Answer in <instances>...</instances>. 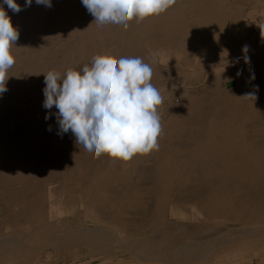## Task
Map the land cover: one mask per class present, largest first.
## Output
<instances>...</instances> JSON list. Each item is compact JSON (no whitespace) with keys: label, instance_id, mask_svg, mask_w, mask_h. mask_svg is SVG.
Returning a JSON list of instances; mask_svg holds the SVG:
<instances>
[{"label":"rangeland","instance_id":"obj_1","mask_svg":"<svg viewBox=\"0 0 264 264\" xmlns=\"http://www.w3.org/2000/svg\"><path fill=\"white\" fill-rule=\"evenodd\" d=\"M0 1L3 3V0H0ZM16 2L23 9L19 13H15L12 10L8 12L9 10L8 6L6 4L3 5L1 3L2 6L4 7V10L5 11L7 10L6 12L8 16L11 18L13 26L18 30L19 38L15 42V45H12V48H11L12 54L13 55L16 54L14 56L15 64L9 70L8 72L9 78L7 80L8 82L6 81L7 83L6 85H10L9 83L13 84L14 82L13 85L18 86L17 91L15 90L16 92H14L17 98L15 97V94H13V96L9 98L6 95V93L2 95L0 94V111H1V114H0V120H1L0 121V124H1L0 125V187L2 188V189L0 188V196H2V198L0 197V200H3L0 202V241L8 242L9 244V240H10L9 238L11 236L13 240L11 239L10 243H14L16 240H20L24 238L25 235H28L30 233L29 232L30 229L34 228L35 226H38L37 225L38 223L39 224L40 222L42 223V220H43V223L46 222V225L47 224L49 225L50 221L52 222V220L55 222V225L53 224L54 225L53 227L54 236L51 235L54 238L51 236L50 238H53V239L57 238L55 239L56 241L54 242L53 246H51L52 244L50 243H46L48 241L46 240L48 239L47 238L48 232L41 235L42 237L44 236V238L41 239L43 243L40 241H38L39 243H37L36 241L34 244V243L27 241V244L28 242L30 244L28 245L25 244V245L27 246V248L29 247L31 250L28 248L27 251L26 249L25 251L28 252V250H30L29 251L30 256L26 259L27 261H24V263L22 264H27V262L28 264H162L164 263V258L161 256H159V258L161 257V259L158 258L156 260L157 262L153 259H151L150 261V259H148V256L143 257L144 253L141 251L140 252L137 251L138 255L137 254L135 255V253H131L130 255L129 253L130 251L128 250L129 251L128 252L127 249H124V246L126 244L128 245L127 241L129 240H134V241H137L138 243L139 242L143 243L145 242V240L146 242H150L152 241V237L156 236V234L157 235H159V233L163 234L161 232L162 231L161 229L166 231L167 228L169 227L173 228V226H174L173 229L176 230V231L174 230L176 233L175 234L176 237L183 238V240H181L180 242V245L182 246L183 244L185 246V243H186L187 245L190 246V249H191V247L193 246V244L196 243V241H200V243L208 242V243L202 244L203 246L205 244V247L206 246L209 247V245L210 247L211 245L215 246L217 245V243L220 244L224 242L225 239H227L226 237H228L227 235L230 234L231 231L238 232L241 229L251 228L249 226L251 224H248V223L242 224V222L236 220V218L231 219L233 218V214L228 215L226 217L216 216L217 214L215 215L212 214L214 210L216 209V206L214 207L208 206V203L216 195H214L211 192H208V197L206 198L205 193H203L204 190L202 189H204L205 186L207 185L208 187L209 186L213 187V184L211 182L217 181V180L222 181V182H228L226 187H231L235 190V193H236L235 199L237 201L244 199V202H243L244 205L251 204L252 210L249 213L252 214L251 219L256 220V222L252 224H256L257 227L259 226V224L260 226L264 225V215L262 214V212L264 213V210L260 208L259 204L257 203L261 199H263L264 201V156H263L264 146H261V148L259 147L256 150H254L255 153H253L254 152L253 150L252 152L249 151L250 149L247 151V149L245 148V144H244L245 138H243L242 136L244 132H248L249 134H256L254 137H248V141H250V138L257 140V137H261L264 132V115H263L264 114V85H263L264 67L261 68V70L259 69V73L255 74L256 84L254 87L251 86V88H248L249 90H245L243 92L240 90V91H237V94L235 93L236 92L235 88L237 87L240 88L241 86L244 87V84H243L244 82L242 80L243 77H248V78L250 77L249 74L246 76V74L244 73V70L240 66L236 67L240 61H241L240 63H245L243 59L244 53L242 51L243 41L252 39L253 38L252 36L258 37V36H261L262 34H263L262 36H264V0H176V3L173 6H171L165 12L161 13V15L154 16L153 19L152 17L146 18L141 23H137V22L135 23L134 22L135 20L129 22L130 28L128 27L126 30L123 29L121 26L119 27V25H114V24H109V25L107 24V25L98 27L97 24L93 22L94 17L83 6L82 0H53V2L51 0V3H52L51 7H46L44 5H37L35 0H32V4L28 7H25L26 0H16ZM178 3L179 5H177ZM212 8H214L215 10ZM48 9L50 10L49 12H48ZM38 10L41 12H39ZM195 10H196V13H195ZM82 12H83V15H82ZM44 15L46 16V18ZM40 16L42 18H40ZM235 17L237 19H234ZM67 18H68V21L66 20ZM88 20L91 24L90 23L88 24L87 22ZM90 20H93V21H90ZM192 22L194 23L192 24ZM140 24L143 26H140ZM90 25L92 28L90 27ZM215 26H218L219 29L218 27H215ZM109 27H110V30H109ZM96 28L97 29L101 28V30L100 29L98 30L99 32H101V34L97 33ZM128 30H132V31H128ZM90 32H93V33H90ZM105 32L107 35L105 34ZM88 33L90 35H88ZM103 37H106L107 40L106 38H103ZM213 37L215 39L216 38L221 39L223 37L226 39L227 43L230 41L228 43V51L229 53L234 54V56L232 55L233 58L231 57V60L233 59L231 62V64L233 63L232 64L233 69L231 72V76L229 77V79L227 80V83L225 84L226 88H223V85L219 86V83L214 78L218 76L219 74L218 72H220L219 69L221 65L219 64L221 63L222 60L219 61V57H216L218 56V54H215L216 56H214V58H216L217 61L216 59H213V57L206 58L207 52L211 48V46H208L209 45L208 43L212 44L213 41L211 40H214V41L217 40V39L215 40ZM200 38L201 40H199ZM192 39L194 41H192ZM230 39L235 40V41H232ZM136 40H139V41L137 42ZM114 41L118 42V44L115 43ZM83 42L84 44L85 43L86 44L83 45ZM124 42L126 44H124ZM30 43L32 44V46ZM112 45L114 48L112 47ZM163 45L165 47H163ZM37 47L40 50L37 49ZM70 47H72L73 49ZM203 49H205L204 52H203ZM30 52L33 54L35 53L34 60L38 57L36 60L37 63L36 62L35 64L31 63V58L29 56L31 55ZM99 52H102L103 54ZM36 54H38V56ZM86 54L88 55L85 57ZM105 54L113 55L116 57H140V58H143L146 63H149L151 67L153 68V77H152L151 83L160 90L161 95L163 97V103L160 106H158V113L161 117L160 122L162 126V132L160 136L158 137L157 142L160 143V145L163 142L168 143L170 147L169 151H172L171 155L166 156V154H159L158 149L160 147H158V149H154L147 154H137L136 157L134 156L133 159L135 160L133 164L132 162H130V161H133V159H130L128 161H123V160L112 158L113 159L112 161L108 155L106 156L108 160H106V157H105L106 154L101 155L102 157L100 158H96L92 156L94 154H90L88 152L86 153V151L82 147L80 148L75 143L76 138L72 134L71 131L67 133H62L60 131L59 124L57 122V117L55 115V113L57 112V109L55 107H53L51 110L43 107V102L45 99L43 89L46 86L44 82V74H46L48 71H56V72L61 73V75H63L69 69L79 70V68L81 69L84 65L90 66L92 58L94 56L105 55ZM200 54L201 56L203 55V57H200ZM256 54H257V49L253 47L248 50L247 56L249 57L251 61L255 58ZM21 59L23 60L22 63H20ZM67 59H69L70 61L64 65L63 62H65ZM207 59L208 60L210 59V60L208 61ZM191 60L192 62L194 60L193 62L194 65L191 62ZM207 64H209L210 66ZM200 72L201 73L203 72V73L201 74ZM238 72H240V75L237 74ZM25 73L28 74L27 77H26L27 74ZM197 76H199L200 78L199 77L197 78ZM260 83H261V88H260ZM210 84H212L211 87H210ZM23 89L25 90L23 91ZM215 90H216V93L219 90L221 91V93L223 92L221 96V98L223 99L221 100L222 105L214 106V108L223 107V110L221 111L223 113H227L228 112L227 110L230 108H234L237 111V113L235 114V121L233 123L228 124V123L222 122L221 125L219 126V128L224 129V133H226L223 136L216 137L215 138L216 143H213L215 146L217 145V147H220L223 145V150L219 155L213 151L215 150L214 149L215 146L214 148H209V144H210L209 138H207L208 135L204 133L205 130H207V127H205L206 123H204L203 120H205V117L208 114L207 111L203 109V113L202 111L197 112L200 110L201 103L202 105H204L205 98H209L210 94H212V92H214ZM231 93H235V96L232 97ZM249 93H253L256 98L254 99L252 97H245ZM22 94H24L23 95L24 97L21 96ZM35 94L36 96H34ZM229 98L231 99L229 100ZM194 104L196 105L194 106ZM188 113L190 115H193V117L191 119L192 120L191 122L186 123L188 117H185V116H187ZM25 116H27L28 118ZM46 116L48 117L47 119H46ZM203 116H204V119H203ZM19 117L22 120H20ZM43 117L45 119H43ZM197 117H199L198 123L196 122ZM16 118L18 120H16ZM172 122H173V125H172ZM42 123L43 125H41ZM49 126H54L56 128L57 133L53 135L48 134L50 132ZM171 126H174V127H171ZM188 131L190 133V136L188 135L186 137L185 135H186V132ZM176 132L178 135L176 134ZM173 134L174 135L176 134V135L174 136ZM261 139L264 140V137H261ZM38 141H42V142H38ZM58 142H59V146H62V145L63 146L55 147L54 144L56 143L58 145ZM205 142H206L207 151H203L204 147L202 146V144L204 143V146H205ZM178 144H181V145H178ZM53 147L54 149H52ZM58 150L60 152H58ZM74 153H78L80 156H82L83 161L80 160L79 155L78 157H76L77 161L75 157L72 158ZM42 154L44 155V157ZM229 156L230 158H234V161H238V163L235 164V166H237L234 169L235 173L232 174L231 176H228L226 174V171H228V167L230 164L229 163L230 159L229 160L227 159ZM101 158H104L105 160L102 162L103 159ZM88 159L90 160L88 161ZM70 160L74 161L72 165L71 166H69V164L66 165L68 161L69 163L71 162ZM40 161L43 163H41ZM88 162L89 164L87 165ZM101 163L102 164L104 163L103 165L104 169H103V166H101L102 165ZM161 166H170V167L168 169H164L165 170L164 171L163 169H161ZM207 166L208 168H206ZM215 166H218L219 170H215L213 168ZM200 167H204L203 170L205 171H201ZM124 170L126 171L128 170V171L126 172ZM147 170L148 171L150 170V171L147 172ZM78 171L81 173H79ZM123 173L126 175V177ZM70 175H71V178H70ZM78 175H80V177ZM87 177L91 180H89ZM108 177L112 178L111 179L112 182L106 186L107 188L108 187L109 188L104 189L100 184H98L99 186H97V188L98 189L101 188V190L108 191V192L99 193V195L103 196V198L108 197L111 193L113 195H116L113 197L114 199L112 198V201H110L111 199L109 198H107L106 200L104 199L105 201L103 200L104 201L103 206L105 207L107 211H109L107 213L108 214L110 213L109 215L113 214V216L111 217H114V218L110 217L111 220H109L107 216H103V217L100 215L98 216V214L94 210L92 211V209H88L90 200H87L86 197L83 196L84 194L87 193L86 191H88L90 188H92L93 190L96 182L98 181L106 182V179ZM114 178L116 179L117 182L114 180ZM35 179H37L36 182H35ZM149 179L150 181H148ZM108 181L109 180H107V182ZM202 184H205V186H202ZM42 186H45V187H42ZM79 186L81 187L79 188ZM110 186L114 188V191H113V188H110ZM20 187L21 188L23 187V188L21 189ZM197 187L199 188L197 189ZM44 188L47 190H45ZM182 188H184L183 191H181ZM185 188H187L186 191H185ZM82 192H86V193L81 195ZM132 192H133V195H132ZM127 195L129 197H127ZM38 196H39V199H38ZM68 196H70V198ZM117 196H119V198ZM124 196L126 198H124ZM184 196H188V197H184ZM199 197H201L202 200H200ZM103 198L100 197L99 200ZM41 199L43 200V202ZM184 200L186 203L183 202ZM127 201L128 202L130 201V202L128 203ZM131 202L133 203V205L131 204ZM138 205H141V206H138ZM171 205L173 206L171 207ZM73 206H75L74 209H73ZM70 207H72V211ZM11 208H12V211H11ZM51 209L53 210L51 214L53 215L56 214V216H52L50 214V212L52 211ZM49 210L51 211L49 212ZM188 210L190 213L188 212ZM48 212L50 214V217H49ZM61 213H63L65 217ZM59 214L61 215L58 216ZM45 215L47 217H45ZM158 215L159 217H157ZM105 217H107V220L105 219ZM140 219L141 220L143 219L144 221L142 220L140 222ZM48 220L50 221L47 222ZM114 220H119V221L124 220L127 223H125L123 226L122 225L117 226L116 224L113 223ZM148 220L150 221L148 222ZM56 221L57 222L62 221V222L61 224L58 222V225H57ZM138 221L140 223L137 224ZM135 222L137 225L135 224ZM9 224L11 225L9 226ZM42 224H40L39 226H42ZM56 225L57 227L55 228ZM59 225L62 226L61 229L58 228ZM94 226L100 229H95ZM118 227H120V229ZM200 227L202 228L201 229L202 232L198 230L200 229ZM151 228H154V229H151ZM192 228L193 229L196 228V231L198 230L197 232L199 233L201 232L200 234L198 233V236L196 235L198 238L195 237V239L197 240H194V237L192 239L191 238L192 236L190 237V235H192L191 233L190 235L187 236V234H189V232L193 230ZM80 229H84L86 233L91 234V235L95 233L94 235L97 237H95L94 235L93 236L89 235V237H93L92 239L90 238L93 241L98 240L97 238L100 237L98 236V234H101L102 230L103 232L106 231L105 232L106 234L104 233L102 234H104L105 236L107 235L109 236H107L108 241L106 245L103 247L104 249L106 247L107 250L105 249V252L107 251L106 252L107 254L110 252L109 254L111 255H107L105 253L103 254L104 251H101V250H104V249L102 248H100L101 250L98 248L97 249L91 248V250L93 249V251L90 252V248L85 247L86 243H82L79 241L80 244H78V240H75V239L73 240L72 236L68 235V234H72L73 231L80 230ZM138 230L140 232H138ZM18 233H20L21 235ZM118 233L121 235H118ZM152 233H154L155 235H153ZM73 235L76 236L77 234L75 233ZM123 235L127 236L128 238L127 237L122 238ZM68 236H70L72 239L71 238L68 239ZM86 238H88V236H86ZM110 239H112V241ZM67 240L69 241L67 242ZM124 240L126 244L124 243V246H123ZM36 243L37 245L39 244L38 247H36ZM75 243H77V245ZM151 243L153 244V241L150 242V244ZM263 244H264V237L251 239L248 241L245 240V241H242L241 243H238L237 245L233 244L225 248L224 247L221 249L218 248V251L214 249L212 251H214L215 253H211L209 255L207 254L206 256L208 257H204L205 260L203 261L204 262L206 261L205 264H212V263L213 264H223V263L238 264L237 262H242V264H264V260H263L264 259V245ZM33 245L35 247L31 248L33 247ZM202 245L200 246L203 247ZM39 246L40 247L42 246V247L40 248ZM257 254H258V257H257ZM103 255H106V256L104 257ZM31 256L33 258H31ZM8 259L9 261L13 259V255L10 256ZM159 261H161V263ZM174 261H176L175 258H174ZM174 261H173V264H178ZM204 262H201V263L203 264Z\"/></svg>","mask_w":264,"mask_h":264},{"label":"clouds","instance_id":"obj_2","mask_svg":"<svg viewBox=\"0 0 264 264\" xmlns=\"http://www.w3.org/2000/svg\"><path fill=\"white\" fill-rule=\"evenodd\" d=\"M35 2L52 6L51 0ZM175 3L176 0H82L98 27L114 24L125 30L129 22L141 23L158 16ZM3 4L15 13L23 10L16 0H3ZM31 4L32 0H26L25 7ZM18 38V30L0 5V94L7 91L8 72L15 64L11 48ZM242 51L247 64L248 46ZM152 77L153 68L143 58L96 55L90 66L80 70L44 74L43 107L57 109L60 131H71L75 143L86 152L96 158L106 154L128 161L159 147L162 126L158 106L163 97L151 83ZM251 78L255 79L254 73ZM245 97L256 98L253 93Z\"/></svg>","mask_w":264,"mask_h":264},{"label":"bare ground","instance_id":"obj_3","mask_svg":"<svg viewBox=\"0 0 264 264\" xmlns=\"http://www.w3.org/2000/svg\"><path fill=\"white\" fill-rule=\"evenodd\" d=\"M1 2V1H0ZM52 2H53V0H52ZM2 3V2H1ZM0 3V5H2ZM17 3V2H16ZM182 4V3H181ZM4 5V4H3ZM24 5V4H23ZM177 5H179V3L177 4ZM176 5V6H177ZM214 5V4H213ZM212 5V6H213ZM221 5V4H220ZM59 6V5H58ZM65 6V5H64ZM37 7V6H36ZM44 7V6H43ZM66 7V6H65ZM183 7V6H182ZM182 7H181V9H182ZM45 8V7H44ZM177 8H179V7H177ZM30 9V8H29ZM80 9V8H79ZM212 9H214V8H212ZM11 9H9L8 10V12L10 11ZM32 10H33V8H32ZM42 10V9H41ZM215 10V9H214ZM7 11V10H6ZM28 11V10H27ZM39 11V10H38ZM50 10L48 9V12H49ZM57 11H59V10H57ZM218 11V10H217ZM24 12V11H23ZM39 12H41V11H39ZM54 12V11H53ZM61 12V11H60ZM212 12H213V10H212ZM35 13H36V11H35ZM65 13V12H64ZM195 13H196V10H195ZM224 13V12H223ZM39 14V13H38ZM63 14V13H62ZM81 14V13H80ZM48 15V14H47ZM58 15V14H57ZM57 15H55V16H57ZM66 15V14H65ZM64 15V16H65ZM72 15V14H71ZM76 15H78V14H76ZM82 15H83V12H82ZM88 15V14H87ZM161 15V14H160ZM234 15V14H233ZM232 15V16H233ZM45 16V15H44ZM91 16V15H90ZM196 16H198V15H196ZM204 16V15H203ZM222 16V15H221ZM37 17V16H36ZM62 17V16H61ZM86 17V16H85ZM25 18V17H24ZM40 18H42L41 16H40ZM45 18H46V16H45ZM57 18V17H56ZM66 18V17H65ZM65 18H63V19H65ZM87 18V17H86ZM90 18V17H89ZM159 18V17H158ZM201 18H202V16H201ZM37 19V18H36ZM35 19V20H36ZM60 19V18H59ZM62 19V18H61ZM152 19H153V17H152ZM234 19H237L236 17L234 18ZM41 20V19H40ZM58 20V19H57ZM67 21H68V18L66 19ZM201 20V19H200ZM199 20V21H200ZM25 21V20H24ZM31 21V20H30ZM30 21H29V23H30ZM55 21V20H54ZM82 21H84V20H82ZM90 21H93V20H90ZM35 22V21H34ZM75 22V21H74ZM88 22V24L90 23L89 22V20L87 21ZM135 23H136V21H134ZM155 22V21H154ZM191 22V21H190ZM238 22V21H237ZM51 23V22H50ZM62 23V22H61ZM72 23V22H71ZM80 23V22H79ZM86 23V22H85ZM150 23V22H149ZM153 23V22H152ZM162 23H164V22H162ZM194 22H192V24H193ZM201 23V22H200ZM43 24V23H42ZM49 24V23H48ZM56 24V23H55ZM59 24H60V22H59ZM91 24V23H90ZM134 24V23H133ZM132 24V25H133ZM151 24V23H150ZM199 24V23H198ZM202 24V23H201ZM38 25V24H37ZM47 25V24H46ZM52 25V24H51ZM70 25V24H69ZM76 25V24H75ZM74 25V26H75ZM109 25V24H108ZM148 25V24H147ZM146 25V26H147ZM194 25H196V24H194ZM233 25H235V24H233ZM30 26V25H29ZM77 26V25H76ZM114 26V25H113ZM140 26H143V25H141L140 24ZM197 26H199V25H197ZM207 26V25H206ZM37 27V26H36ZM90 27H91V25H90ZM89 27V28H90ZM120 27V26H119ZM134 27V26H133ZM144 27H145V25H144ZM194 27V26H193ZM196 27V26H195ZM215 27H218V26H215ZM214 27V28H215ZM32 28H34V27H32ZM71 28V27H70ZM85 28H86V26H85ZM92 28V27H91ZM130 28V27H129ZM136 28V27H135ZM188 28H190V27H188ZM199 28V27H198ZM209 28V27H208ZM207 28V29H208ZM211 28V27H210ZM31 29V28H30ZM49 29V28H48ZM97 29V28H96ZM101 30V28H98L96 31H97V33L98 34H101V32H99L98 30ZM112 29H114V28H112ZM111 29V30H112ZM116 29V28H115ZM206 29V30H207ZM218 29H219V27H218ZM51 30H53V29H51ZM56 30V29H55ZM54 30V31H55ZM74 30V29H73ZM72 30V31H73ZM84 30V29H83ZM109 30H110V27H109ZM123 30V29H122ZM139 30V29H138ZM141 30V29H140ZM191 30V29H190ZM197 30H199V29H197ZM204 30H205V28H204ZM34 31H36V30H34ZM39 31V30H38ZM75 31V30H74ZM93 31V30H92ZM116 31H118V30H116ZM128 31H132V30H128ZM217 31V30H216ZM40 32V31H39ZM109 32V31H108ZM139 32V31H138ZM146 32V31H145ZM207 32V31H206ZM218 32V31H217ZM259 32V31H258ZM34 33V32H33ZM53 33V32H52ZM72 33H74V32H72ZM90 33H93V32H90ZM137 33V32H136ZM195 33V32H194ZM211 33V32H210ZM209 33V34H210ZM215 33V32H214ZM214 33H213V35H214ZM224 33V32H223ZM40 34V33H39ZM96 34V33H95ZM105 34H106V32H105ZM117 34V33H116ZM128 34V33H127ZM139 34V33H138ZM143 34H144V32H143ZM199 34V33H198ZM208 34V35H209ZM226 34V33H225ZM73 35V34H72ZM88 35H90L89 33H88ZM94 35V34H93ZM107 35V34H106ZM129 35V34H128ZM201 35V34H200ZM206 35V34H205ZM227 35V34H226ZM263 35V34H262ZM258 36V37H254V36H252L253 38L252 39H249V40H246V41H243V43H242V48L245 46V45H247L248 46V50L250 49V48H253V47H255L256 49H257V54H256V56H255V58L253 59V60H251L249 63H240L239 62V64H237V66L236 67H238V66H240L243 70H244V73L246 74V76L249 74L250 75V77L248 78V77H243V84H244V87L243 86H241L240 88H235L236 89V94H237V91H245V90H249L248 88H251V86H255V79H252L251 78V76H252V74L254 73V75L255 74H257V73H259V69L261 70V68H263L264 67V36ZM66 36V35H65ZM97 36V35H96ZM131 36H132V34H131ZM136 36H137V34H136ZM193 36V35H192ZM192 36H190V37H192ZM221 36V35H220ZM225 36V35H224ZM223 36V37H224ZM72 37V36H71ZM84 37V36H83ZM92 37V36H91ZM100 37V36H99ZM134 37V36H133ZM139 37V36H138ZM138 37H137V39H138ZM204 37V36H203ZM217 37V36H216ZM219 38V39H215L214 37V39L216 40V41H214V40H211V41H213L212 42V44H210V43H208L209 45L208 46H211V48H210V50L207 52V55H206V58L207 57H213V59H216V58H214V56H216L215 54H218V56H216V57H219V61L220 60H222L221 61V63L219 64V65H221L220 66V72H218L219 74H218V76H216V77H214L216 80H217V82L219 83V86H222L223 85V88H226L225 87V84L227 83V80L229 79V77L231 76V72H232V64H231V62H232V60H231V57L233 58V56H234V54H231V53H229V51H228V43L230 42H228L227 43V41H226V39L225 38ZM234 37V36H233ZM244 37V36H243ZM32 38H33V36H32ZM103 38H106V37H103ZM199 38V37H198ZM210 38V37H209ZM212 38V37H211ZM230 38V37H229ZM26 39V38H25ZM69 39V38H68ZM67 39V40H68ZM124 39V38H123ZM158 39V38H157ZM194 39V38H193ZM192 39V41H194ZM61 40V39H60ZM74 40V39H73ZM102 40V39H101ZM105 40V39H104ZM106 40H107V38H106ZM110 40V39H109ZM149 40V39H148ZM199 40H201V38L199 39ZM203 40V39H202ZM207 40V39H206ZM230 40H232V39H230ZM66 41V40H65ZM93 41V40H92ZM137 42L139 41V40H136ZM147 41V40H146ZM232 41H235V40H232ZM237 41V40H236ZM37 42V41H36ZM39 42V41H38ZM74 42H76V41H74ZM82 42V41H81ZM115 42V41H114ZM126 42H128V41H126ZM191 42V41H190ZM202 42V41H201ZM207 42V41H206ZM209 42H210V40H209ZM102 43V42H101ZM115 43H117L118 44V42H115ZM146 43V42H145ZM237 43H239V42H237ZM236 43V44H237ZM31 44V43H30ZM29 44V45H30ZM40 44V43H39ZM62 44V43H61ZM86 44V43H85ZM84 44V42H83V45H85ZM95 44V43H94ZM98 44V43H97ZM104 44V43H103ZM111 44V43H110ZM120 44V43H119ZM124 44H126L125 42H124ZM193 44V43H192ZM244 44V45H243ZM67 45V44H66ZM121 45V44H120ZM165 45V44H164ZM163 45V47H165ZM31 46H32V44H31ZM71 46V45H70ZM73 46H74V44H73ZM77 46V45H76ZM80 46V45H79ZM92 46H93V44H92ZM92 46H90V47H92ZM162 46V45H161ZM199 46V45H198ZM207 46V47H208ZM57 47H58V45H57ZM63 47V46H62ZM85 47V46H84ZM95 47H97V46H95ZM112 47H113V45H112ZM162 47V48H163ZM31 48V47H30ZM35 48V47H34ZM70 48H72V47H70ZM76 48V47H75ZM114 48V47H113ZM204 48V47H203ZM37 49H39L38 47H37ZM73 49V48H72ZM108 49V48H107ZM195 49V48H194ZM202 49V48H201ZM40 50V49H39ZM62 50V49H61ZM98 50V49H97ZM196 50V49H195ZM204 50L205 49H203V52H204ZM28 51V50H27ZM37 51V50H36ZM83 51V50H82ZM162 51V50H161ZM202 51V50H201ZM200 51V52H201ZM33 52V51H32ZM34 52H35V50H34ZM78 52V51H77ZM102 52H104V51H102ZM102 52H99V53H102ZM166 52V51H165ZM169 52V51H168ZM184 52V51H183ZM187 52V51H186ZM199 52V53H200ZM202 52V53H203ZM28 53V52H27ZM31 53V52H30ZM37 53H39V52H37ZM61 53V52H60ZM82 53V52H81ZM106 53V52H105ZM248 53V52H247ZM24 54H25V52H24ZM35 54V53H34ZM34 54L33 53H31V55H29L30 56V58H31V63L32 64H35V62H36V60H37V58L34 60ZM73 54H74V52H73ZM103 54V53H102ZM167 54V53H166ZM206 54V53H205ZM16 55V54H15ZM15 55H13V56H15ZM21 55V54H20ZM37 56H38V54H36ZM88 54H86L85 55V57L87 56ZM90 55V54H89ZM116 55V54H115ZM233 55V56H232ZM241 55V54H240ZM24 56V55H23ZM66 56V55H65ZM78 56H80V55H78ZM198 56V55H197ZM17 57V56H16ZM72 57V56H71ZM76 57V56H75ZM164 57V56H163ZM170 57V56H169ZM179 57V56H178ZM180 57H181V55H180ZM200 57H203V55L201 56V54H200ZM199 57V58H200ZM198 58V59H199ZM177 59V58H176ZM195 59V58H194ZM28 60V59H27ZM74 60V59H73ZM208 60V59H207ZM206 60V61H207ZM210 60V59H209ZM208 60V61H209ZM22 59L20 60V63H22ZM65 61V60H64ZM70 60L69 59H67L65 62H63L64 63V65L65 64H67L68 62H69ZM216 61H217V59H216ZM243 61V60H242ZM191 62H192V60H191ZM193 62H194V60H193ZM192 62V63H193ZM37 63V62H36ZM181 63V62H180ZM198 63V62H197ZM206 63V62H205ZM209 63V62H208ZM219 63V62H218ZM73 64V63H72ZM211 64H212V62H211ZM193 65H194V63H193ZM197 65H199V64H197ZM207 65H209V64H207ZM18 66V65H17ZM20 66V65H19ZM196 66V65H195ZM210 66V65H209ZM234 66V67H235ZM205 67V66H204ZM217 67V66H216ZM223 67V68H222ZM19 69V68H18ZM205 69V68H204ZM203 69V70H204ZM79 70H80V68H79ZM183 70V69H182ZM44 71V70H43ZM218 71V70H217ZM174 72V71H173ZM172 72V73H173ZM21 73V72H20ZM171 73V74H172ZM175 73H176V71H175ZM199 73V72H198ZM197 73V74H198ZM201 73V72H200ZM203 73V72H202ZM201 73V74H202ZM15 74V73H14ZM22 74V73H21ZM25 74H27V73H25ZM40 74V73H39ZM193 75V74H192ZM200 75V74H199ZM28 76V74L26 75V77ZM35 76V75H34ZM256 76V75H255ZM23 77H24V75H23ZM172 77V76H171ZM199 76H197V78H198ZM210 77V76H209ZM242 77V76H241ZM240 77V78H241ZM200 78V77H199ZM213 78V79H214ZM256 78V77H255ZM14 79V78H13ZM27 79V78H26ZM10 80V79H9ZM16 80V79H15ZM22 80V79H21ZM29 80V79H28ZM33 80V79H32ZM37 80V79H36ZM30 81V80H29ZM8 82V81H7ZM16 82V81H15ZM32 82V81H31ZM7 84V83H6ZM10 85H6V88H7V91L6 92H4V93H2V94H5L6 93V95L8 96V98L9 97H11V96H13V94H15L14 92H16L17 91V88H18V86H16V85H13L14 84V82H13V84H11V83H9ZM213 84V83H212ZM212 84H210V87H211V85ZM217 84V83H216ZM241 85V84H240ZM263 85H264V83H263ZM21 86V85H20ZM209 87V88H210ZM214 88V87H213ZM260 88H261V83H260ZM29 89V88H28ZM33 89H35V88H33ZM211 89V88H210ZM16 90V91H15ZM25 89H23V91H24ZM30 90V89H29ZM28 90V91H29ZM262 90V89H261ZM22 91V92H23ZM27 91V92H28ZM38 91V90H37ZM250 91H251V89H250ZM210 92V91H209ZM229 92V91H228ZM232 92V91H231ZM18 93V92H17ZM32 93H33V91H32ZM39 93V92H38ZM206 93V92H205ZM223 93V92H222ZM222 93H221V91L219 90L217 93H216V90L214 91V92H212V94H210V97L209 98H205V102H204V105H202V103H201V105H200V110H199V108H198V110L199 111H197V112H200V111H202V113H203V109H205L206 111H207V116L205 117V120H203V122L204 123H206V126L205 127H207V130H205V132L204 133H206V135H208V137L207 138H209V148H214V144L213 143H216V141H215V138L216 137H218V136H223L224 134H226V133H224V129H220L219 128V126L221 125V123L223 122H225V123H228V124H231V123H233L234 121H235V114L237 113V111H236V109H234V108H230V109H226L227 111V113H223V112H221L222 110H223V107H221V108H219V107H217V108H214V106H219V105H222V103H221V100L223 99V98H221V96H222ZM235 93H231V96L232 97H234L235 96ZM1 94V95H2ZM37 94V93H36ZM36 94L34 95V96H36ZM229 94V93H228ZM24 94H22L21 96H23ZM30 95H32V94H30ZM7 96H6V98H7ZM207 96V95H206ZM5 97V96H4ZM15 97H16V94H15ZM24 97V96H23ZM28 97V96H27ZM42 97V96H41ZM230 97V96H229ZM17 98V97H16ZM203 98V97H202ZM238 98V97H237ZM35 99V98H34ZM43 99H44V97H43ZM185 99V98H184ZM231 98H229V100H230ZM245 99V98H244ZM187 100V99H186ZM203 100V99H202ZM201 100V101H202ZM8 101H10V100H8ZM255 101V100H254ZM253 101V102H254ZM29 102V101H28ZM33 102V101H32ZM43 102V101H42ZM184 102H185V100H184ZM236 102V101H235ZM2 103V102H1ZM23 103V102H22ZM183 103V102H182ZM190 103V102H189ZM195 103V102H194ZM20 104H21V102H20ZM26 104V103H25ZM181 104V103H180ZM231 104V103H230ZM255 104V103H254ZM16 105V104H15ZM40 105V104H39ZM196 104H194V106H195ZM37 106V105H36ZM41 106V105H40ZM188 106V105H187ZM27 107V106H26ZM42 107V106H41ZM14 110V109H13ZM194 110V109H193ZM235 111V112H234ZM261 111H262V109H261ZM20 112V111H19ZM26 112V111H25ZM43 112V111H42ZM180 112V111H179ZM196 112V113H197ZM234 112V113H233ZM15 113V112H14ZM17 113H18V111H17ZM22 113V112H21ZM37 113V112H36ZM45 113V112H44ZM55 113V112H54ZM176 113H177V111H176ZM187 113V112H186ZM260 113V112H259ZM0 114H1V111H0ZM26 114V113H25ZM194 114V113H193ZM201 114V113H200ZM247 114V113H246ZM251 114V113H250ZM253 114V113H252ZM255 114V113H254ZM258 114V113H257ZM16 115V114H15ZM55 115H56V113H55ZM248 115V114H247ZM264 115V114H263ZM198 116V115H197ZM256 116V115H255ZM262 116V115H261ZM25 117H27V116H25ZM185 117H188L187 118V121H186V123L187 122H191L192 120V117H193V115H190L189 113H188V115L187 116H185ZM249 117V116H248ZM254 117V116H253ZM252 117V118H253ZM260 117V116H259ZM263 117V116H262ZM28 118V117H27ZM55 118V117H54ZM255 118V117H254ZM19 119H20V117H19ZM25 119V118H24ZM43 119H45L44 117H43ZM174 119V118H173ZM203 119H204V116H203ZM16 120H18L17 118H16ZM20 120H22V119H20ZM40 120V119H39ZM171 120V119H170ZM244 120V119H243ZM1 121V120H0ZM172 121V120H171ZM29 122H31V121H29ZM45 122V121H44ZM169 122V121H168ZM196 122L198 123L199 122V117H197V119H196ZM253 122V121H252ZM2 123V122H1ZM185 123V124H186ZM202 123V122H201ZM26 124V123H25ZM51 124V123H50ZM168 124V123H167ZM166 124V125H167ZM1 125V124H0ZM7 125V124H6ZM41 125H43V123L41 124ZM162 125H164V124H162ZM172 125H173V122H172ZM179 125V124H178ZM183 125V124H182ZM3 126V125H2ZM38 126V125H37ZM48 126V125H47ZM200 126H201V124H200ZM171 127H174V126H171ZM49 128L51 129L50 130V132L48 133V134H51V135H53V134H56L57 133V131H56V128L54 127V126H49ZM198 128V127H197ZM33 129V128H32ZM41 129V128H40ZM166 129V128H165ZM178 129V128H177ZM181 129V128H180ZM184 129V128H183ZM187 129V128H186ZM2 130V129H1ZM27 130V129H26ZM168 130V129H167ZM182 130V129H181ZM185 130V129H184ZM191 130V129H190ZM194 130V129H193ZM19 131V130H18ZM40 131V130H39ZM164 131V130H163ZM200 131H201V129H200ZM199 131V132H200ZM203 131V130H202ZM2 132V131H1ZM10 132H12V131H10ZM196 132V131H195ZM15 133V132H14ZM17 133V132H16ZM28 133V132H27ZM164 133V132H163ZM34 134H36V133H34ZM176 134H177V132H176ZM175 134V135H176ZM38 135V134H37ZM44 135V134H43ZM61 135V134H60ZM174 135V134H173ZM174 135V136H175ZM178 135V134H177ZM190 136V133H189V131L188 132H186V137L187 136ZM199 135V134H198ZM256 134H249L248 132H244L243 134H242V136H243V138H245V142H244V144H245V148L247 149V151L249 150V151H251L252 152V150L254 151V150H256L257 148H261V146H264V140H262L261 139V137H264V132H263V134H262V136L261 137H257V140H255V139H251L250 138V141H248V137H254ZM24 136V135H23ZM32 136V135H31ZM183 136V135H182ZM197 136V135H196ZM195 136V137H196ZM19 137H20V135H19ZM60 137V136H59ZM177 137V136H176ZM180 137V136H179ZM33 138V137H32ZM37 138V137H36ZM49 138V137H48ZM193 138V137H192ZM197 138V137H196ZM21 139V138H20ZM30 139V138H29ZM58 139V138H57ZM59 140V139H58ZM43 141V140H42ZM42 141H38V142H42ZM161 141H162V139H161ZM190 141V140H189ZM24 142V141H23ZM52 142V141H51ZM50 142V143H51ZM55 142V141H54ZM169 142V141H168ZM171 142V141H170ZM185 142H187V141H185ZM196 142V141H195ZM212 142V143H211ZM29 143V142H28ZM49 144V143H48ZM61 144V143H60ZM159 144V149H158V153L159 154H166V156L167 155H171V153H172V151H169V149H170V147H169V144L168 143H162L161 145H160V143H158ZM187 144V143H186ZM27 145V144H26ZM43 145V144H42ZM46 145V144H45ZM52 145V144H51ZM55 145V147L57 146H59V142H58V145L55 143L54 144ZM178 145H181V144H178ZM28 146V145H27ZM63 146V145H62ZM62 146H59V147H62ZM75 146V145H74ZM192 146V145H191ZM202 146L204 147V150L203 151H207L206 150V142H205V146H204V143L202 144ZM36 147V146H35ZM71 147V146H70ZM78 147V146H77ZM177 148V147H176ZM38 149V148H37ZM50 149V148H49ZM52 149H54V147L52 148ZM60 149V148H59ZM62 149V148H61ZM64 149V148H63ZM215 150H213L215 153H217L218 155L222 152V150H223V145L222 146H220V147H217V145L215 146V148H214ZM42 150V149H41ZM69 150V149H68ZM82 150V149H81ZM172 150V149H171ZM178 150V149H177ZM184 150V149H183ZM186 150V149H185ZM62 151V150H61ZM70 151V150H69ZM182 151V150H181ZM246 151V150H245ZM29 152V151H28ZM39 152V151H38ZM42 152V151H41ZM46 152H47V150H46ZM50 152V151H49ZM58 152H60L59 150H58ZM183 152V151H182ZM181 152V153H182ZM229 152V151H228ZM250 152V153H251ZM55 153V152H54ZM87 153V152H86ZM175 153H176V151H175ZM174 153V154H175ZM178 153H180V152H178ZM188 153V152H187ZM253 153H255V151L253 152ZM261 153V152H260ZM262 154H263V152H262ZM43 155V154H42ZM75 155V156H74ZM74 155L72 156V158H74L75 157V159H76V161H77V158L76 157H78V153H74ZM82 155H84V154H82ZM103 155V154H102ZM105 155V154H104ZM157 155V154H156ZM41 156V155H40ZM68 156V155H67ZM92 156H94V155H92ZM107 155H105V157H106ZM263 156H264V154H263ZM42 157V156H41ZM43 157H44V155H43ZM48 157V156H47ZM65 157V156H64ZM63 157V158H64ZM69 157V156H68ZM79 157H80V160L81 161H83L82 160V156H80L79 155ZM100 157H102V156H100ZM99 157V158H100ZM135 157H136V155H135ZM157 157V156H156ZM54 158V157H53ZM91 158V157H90ZM93 158V157H92ZM40 159V158H39ZM48 159V158H47ZM67 159V158H66ZM70 159V158H69ZM75 159H73V160H75ZM101 159H103L102 160V162L105 160L104 158H101ZM112 161H113V159L112 158H110ZM133 159V158H132ZM139 159V158H138ZM148 159V158H147ZM172 159V158H171ZM230 162V164H229V167H228V171H226V174L228 175V176H231L232 174H234L235 173V171H234V169L237 167V166H235V164L236 163H238V161H234V158H230V156L227 158ZM90 159H88V161H89ZM106 160H108L107 159V157H106ZM134 160L135 159H133V161H130V162H132V164H133V162H134ZM142 160V159H141ZM160 160V159H159ZM238 160V159H237ZM41 161H42V159H41ZM40 161V162H41ZM50 161V160H49ZM67 161V160H66ZM71 162L69 163V161L66 163V165H68L69 164V166H71L72 165V163L74 162V161H72V160H70ZM110 161V160H109ZM161 161V160H160ZM47 162V161H46ZM111 162V161H110ZM146 162V161H145ZM156 162V161H155ZM41 163H43V162H41ZM48 163V162H47ZM51 163V162H50ZM112 163V162H111ZM115 163V162H114ZM61 164H63V163H61ZM85 164V163H84ZM89 164V162L87 163V165ZM102 164V163H101ZM107 164H109V163H107ZM106 164V165H107ZM216 164V163H215ZM218 164V163H217ZM65 165V164H64ZM82 165V164H81ZM93 165V164H92ZM104 165V163L101 165V166H103ZM143 165V164H142ZM147 165V164H146ZM97 166V165H96ZM108 166V165H107ZM129 166V165H128ZM47 167V166H46ZM93 167V166H92ZM135 167V166H134ZM150 167V166H149ZM149 167H147V168H149ZM170 166H161V169H168ZM62 168V167H61ZM125 168V167H124ZM201 168V171H205V170H203V168L204 167H200ZM206 168H208V166L206 167ZM215 170H219V167L218 166H215V167H213ZM221 168V167H220ZM44 169V168H43ZM63 169V168H62ZM77 169V168H76ZM80 169V168H79ZM89 169V168H88ZM95 169V168H94ZM103 169H104V166H103ZM112 169H114V168H112ZM133 169V168H132ZM222 169V168H221ZM78 170V169H77ZM86 170H87V168H86ZM91 170V169H90ZM111 170V169H110ZM109 170V171H110ZM175 170V169H174ZM258 170V169H257ZM42 171H44V170H42ZM74 171H76V170H74ZM81 171H82V169H81ZM89 171V170H88ZM94 171V170H93ZM124 171H126V170H124ZM128 171V170H127ZM126 171V172H127ZM150 171V170H149ZM148 170H147V172H149ZM165 171V170H164ZM64 172H65V170H64ZM73 172V171H72ZM79 172V171H78ZM146 172V171H145ZM75 173V172H74ZM79 173H81V172H79ZM92 173V172H91ZM100 173V172H99ZM108 173V172H107ZM133 173V172H132ZM151 173V172H150ZM208 173V172H207ZM94 174H96V173H94ZM106 174V173H105ZM116 174V173H115ZM124 174V173H123ZM130 174V173H129ZM225 174V175H226ZM108 175V174H107ZM119 175V174H118ZM125 175V174H124ZM134 175V174H133ZM77 176V175H76ZM79 177H80V175H78ZM81 176H83V175H81ZM95 176V175H94ZM84 177H86V176H84ZM83 177V178H84ZM97 177V176H96ZM113 177V176H112ZM116 177V176H115ZM121 177H122V175H121ZM125 177H126V175H125ZM131 177V176H130ZM70 178H71V175H70ZM88 178V177H87ZM86 178V179H87ZM101 178V177H100ZM119 178V177H118ZM148 178H149V176H148ZM211 178V177H210ZM89 179V178H88ZM111 177H108L107 179H106V182L105 181H101V182H96V184H95V186H94V188H93V190H92V188H90L88 191H86V192H82L81 193V195L82 194H84V193H86V194H84L83 196L84 197H86V199L87 200H90V202H89V208L88 209H92V211L94 210L97 214H98V216L100 215V216H107L108 217V219L109 220H111L110 219V217L111 216H113V214L112 215H109L107 212H109V211H107L106 209H105V207L103 206V203H104V201L107 199V198H109V199H111L110 201H112V198L114 197V196H116V195H113L112 193L108 196V197H105V198H103V196H100L99 195V193H101V192H108V191H106V190H101V188H97V186H99L98 184H100L104 189L106 188V189H108L106 186L108 185V184H110L112 181H111ZM132 179V178H131ZM39 180V179H38ZM89 180H91V179H89ZM100 180V179H99ZM107 180H109L108 182H107ZM114 180L116 181V179L114 178ZM118 180V179H117ZM37 181V179H35V182ZM75 181V180H74ZM95 181V180H94ZM122 181V180H121ZM126 181V180H125ZM148 181H150V179L148 180ZM147 181V182H148ZM117 182V181H116ZM119 182V181H118ZM92 183V182H91ZM114 183V182H113ZM212 184H213V187H208V185L207 186H205V184H207V183H205V184H202V186H205V188L204 189H202V190H204V192L203 193H205V197L207 198L208 197V192H211V193H213L214 195H216L209 203H208V206H216V209L214 210V212L212 213V214H217L216 216H223V217H226V216H228V215H232L233 214V218H231V219H234V218H236V220H238V221H241L242 222V224H245V223H248V224H251V225H249L251 228H246V229H241V230H239L238 232H236V231H231L230 232V234H228L227 236L228 237H226L227 239H225L224 240V242H222V243H220V244H218L217 243V245H215V246H213V245H211V247H210V245H209V247L208 246H206L205 247V244H204V246L202 245L203 243H208V242H203V243H200V241H196V243L195 244H193V246L191 247V249H190V246L189 245H187L186 243H185V246H184V244H183V246L182 245H180V242H181V240H183V238L181 239V238H177L176 237V233H175V229H173L174 228V226H173V228L172 227H169V228H167L166 229V231L165 230H163V229H161L162 231V233L163 234H161V233H159V235H157L155 232V234H156V236H153V235H155L154 233H152L153 235V237H152V241H153V244L151 243L150 244V242H152V241H150V242H146V240H145V242H143V241H141V242H143V243H138L137 241H134V240H129V241H127L128 242V245L125 243V240L123 241V246H124V243L126 244L125 246H124V249H127V251L130 253V255H131V253H135V255L137 254V251H141V252H143L144 254H143V257L144 256H148V259H150V261H151V259H153V260H157L158 258H159V256H161V257H163L164 258V263L165 264H173V261H174V258H175V260L176 261H174V262H176V263H178V264H200L201 262H204L203 260H205L204 259V257H208V256H206L207 254L209 255V254H211V253H215L214 251H212V250H217L218 251V248H225V247H227V246H231V245H233V244H238V243H241L242 241H248V240H251V239H256V238H260V237H264V225L263 226H260V224H259V226L257 227V225L256 224H252V223H255L256 222V220H252L251 219V217H252V214L251 213H249L252 209H251V204H245L244 205V199H241V200H238V201H240V202H238L236 199H235V195H236V193H235V190L233 189V188H231V187H226V185H227V183L228 182H222V181H219V180H217V181H212L211 182ZM210 183V184H211ZM36 184V183H35ZM89 184V183H88ZM118 184H120V183H118ZM128 184V183H127ZM146 184V183H145ZM196 184V183H195ZM232 184V183H231ZM80 185V184H79ZM122 185H123V183H122ZM64 186V185H63ZM140 186V185H139ZM138 186V187H139ZM195 186V185H194ZM200 186V185H199ZM7 187V186H6ZM42 187H45V186H42ZM81 186H79V188H80ZM116 187V186H115ZM1 188V187H0ZM21 188V187H20ZM23 188V187H22ZM21 188V189H22ZM36 188V187H35ZM61 188V187H60ZM110 188H113V187H111L110 186ZM118 188V187H117ZM199 187H197V189H198ZM2 189V188H1ZM9 189V188H8ZM16 189V188H15ZM15 189H13V190H15ZM20 189V190H21ZM38 189V188H37ZM45 189V188H44ZM62 189V188H61ZM70 189V188H69ZM85 189V188H84ZM121 189V188H120ZM141 189V188H140ZM139 189V190H140ZM143 189V188H142ZM183 189L184 188H182V190L181 191H183ZM186 189L187 188H185V191H186ZM45 190H47V189H45ZM110 190V189H109ZM42 191V190H41ZM51 191V190H50ZM72 191V190H71ZM113 191H114V188H113ZM120 191V190H119ZM179 191V190H178ZM192 191V190H191ZM7 192V191H6ZM11 192V191H10ZM17 192V191H16ZM26 192V191H25ZM39 192V191H38ZM64 192V191H63ZM67 192H68V190H67ZM123 192V191H122ZM173 192V191H172ZM202 192V191H201ZM28 193V192H27ZM41 193V192H40ZM140 193H141V191H140ZM189 193H191V192H189ZM193 193H194V191H193ZM18 194V193H17ZM29 194V193H28ZM80 194V193H79ZM105 194V193H104ZM109 194V193H108ZM124 194V193H123ZM122 194V195H123ZM126 194H128V193H126ZM166 194V193H165ZM168 194V193H167ZM171 194V193H170ZM179 194H181V193H179ZM179 194H177V195H179ZM188 194V193H187ZM186 194V195H187ZM6 195V194H5ZM80 195V196H81ZM119 195V194H118ZM131 195V194H130ZM132 195H133V192H132ZM177 195H175V196H177ZM41 196H42V194H41ZM47 196V195H46ZM71 196V195H70ZM70 196H68L69 198H70ZM74 196V195H73ZM79 196V195H78ZM82 196V197H83ZM144 196V195H143ZM166 196V195H165ZM172 196H173V194H172ZM179 196H181V195H179ZM1 198H2V196H0ZM14 197V196H13ZM100 197L101 198H103V199H101V200H99L100 199ZM118 198H119V196H117ZM127 197H129L128 195H127ZM132 197V196H131ZM164 197V196H163ZM184 197H188V196H184ZM202 197H203V195H202ZM21 198V197H20ZM64 198V197H63ZM74 198V197H73ZM89 198V199H88ZM124 198H126L125 196H124ZM135 198V197H134ZM144 198V197H143ZM168 198V197H167ZM8 199H9V197H8ZM38 199H39V196H38ZM105 199V200H104ZM114 199V198H113ZM136 199V198H135ZM185 199V198H184ZM194 199V198H193ZM196 199V198H195ZM199 199L200 200H202L201 199V197H199ZM42 200V199H41ZM77 200V199H76ZM75 200V201H76ZM80 200V199H79ZM104 200V201H103ZM163 200V199H162ZM177 200V199H176ZM191 200V199H190ZM206 200V199H205ZM247 200V199H246ZM1 201H3V200H0V202ZM10 201V200H9ZM78 201V200H77ZM103 201V202H102ZM118 201V200H117ZM133 201V200H132ZM181 201H182V199H181ZM20 202V201H19ZM42 202H43V200H42ZM55 202V201H54ZM58 202V201H57ZM63 202H64V200H63ZM66 202V201H65ZM102 202V203H101ZM119 202V201H118ZM117 202V203H118ZM128 202V201H127ZM130 202V201H129ZM128 202V203H129ZM146 202V201H145ZM158 202V201H157ZM161 202V201H160ZM159 202V203H160ZM183 202H185V200L183 201ZM189 202V201H188ZM191 202V201H190ZM10 203V202H9ZM13 203V202H12ZM15 203V202H14ZM61 203V202H60ZM122 203V202H121ZM136 203V202H135ZM186 203V202H185ZM199 203V202H198ZM258 204H259V206H260V208H262L263 210H264V201H263V199H261L260 201H258L257 202ZM43 204V203H42ZM57 204H59V203H57ZM56 204V205H57ZM70 204V203H69ZM123 204V203H122ZM131 204L133 205V203L131 202ZM140 204V203H139ZM169 204V203H168ZM124 205V204H123ZM126 205V204H125ZM149 205V204H148ZM181 205V204H180ZM198 205V204H197ZM8 206V205H7ZM60 206V205H59ZM70 206V205H69ZM105 206H107V205H105ZM131 206V205H130ZM138 206H141V205H138ZM165 206V205H164ZM173 205H171V207H172ZM195 206H196V204H195ZM32 207V206H31ZM68 207V206H67ZM66 207V208H67ZM160 207H161V205H160ZM159 207V208H160ZM13 208V207H12ZM12 208H11V211H12ZM53 208V207H52ZM69 208V207H68ZM71 208V211H72V207H70ZM75 208V206H73V209ZM122 208H124V207H122ZM126 208V207H125ZM169 208V207H168ZM178 208V207H177ZM196 208V207H195ZM37 209V208H36ZM136 209H138V208H136ZM140 209V208H139ZM188 209V208H187ZM16 210V209H15ZM40 210V209H39ZM47 210V209H46ZM52 210V209H51ZM51 210H49V212L51 211ZM70 210V209H69ZM142 210V209H141ZM140 210V211H141ZM154 210H155V208H154ZM164 210V209H163ZM54 211H55V209H54ZM128 211V210H127ZM134 211V210H133ZM165 211V210H164ZM184 211V210H183ZM191 211V210H190ZM24 212V211H23ZM27 212V211H26ZM31 212H32V210H31ZM49 212H48V214H49ZM53 212V210L50 212V214ZM64 212V211H63ZM159 212V211H158ZM157 212V213H158ZM188 212H189V210H188ZM187 212V213H188ZM7 213H9V212H7ZM42 213V212H41ZM44 213V212H43ZM82 213V212H81ZM155 213V212H154ZM190 213V212H189ZM24 214V213H23ZM28 214V213H27ZM50 214H49V217H50ZM55 214V213H54ZM58 214V213H57ZM62 215H63V213H61ZM61 214H59L58 216H60ZM127 214V213H126ZM152 214V213H151ZM262 214L264 215V213L262 212ZM52 216H56V214L55 215H53V214H51ZM72 215V214H71ZM164 215H166V214H164ZM9 216V215H8ZM33 216V215H32ZM39 216V215H38ZM64 217H65V215H63ZM124 216V215H123ZM149 216H151V215H149ZM155 216V215H154ZM2 217V216H1ZM17 217V216H16ZM29 217V216H28ZM37 217V216H36ZM45 217H47L46 215H45ZM62 217V216H61ZM107 217H105V219L107 220ZM157 217H159V215L157 216ZM156 217V218H157ZM32 218V217H31ZM44 218V217H43ZM54 218V217H53ZM101 218V217H100ZM111 218H114V217H111ZM141 218V217H140ZM163 218V217H162ZM9 219V218H8ZM34 219V218H33ZM119 219V218H118ZM133 219V218H132ZM137 219V218H136ZM16 220V219H15ZM45 220V219H44ZM64 220V219H63ZM143 220V219H142ZM141 219H140V222L142 221ZM147 220V219H146ZM31 221H33V220H31ZM50 220H48L47 222H49ZM135 221V220H134ZM144 221V220H143ZM150 220H148V222H149ZM152 221V220H151ZM200 221V220H199ZM205 221V220H204ZM53 222V223H52ZM52 222L50 221V224L48 225H46V222L45 223H43V220H42V223L40 222V224H42V226H39L40 224L38 223L37 225L38 226H35V224H34V228H32V229H30L29 230V234L28 235H25V236H27V237H25L24 235V238H22V239H20V240H16L14 243H10V241H11V239L13 240V238H9L10 240H9V244H8V242H2V241H0V264H22V263H24V261H27L26 259L30 256V250H28V252H26L27 251V246L25 245V244H27V241H29V242H31V243H34L35 244V242L37 241V243H39L38 241H40V242H42V240L41 239H43L44 238V236L42 237L41 235L42 234H44V233H46V232H48L47 234H48V236H47V238L48 239H46V240H48L46 243H50V244H52L51 246H53V244H54V242L56 241L55 239H57V238H55V239H53L54 237V235H53V233H54V225H55V222L52 220ZM60 224H61V222L60 221H58ZM58 222L56 221V224L58 225ZM109 222V221H108ZM129 222H130V220H129ZM128 222V223H129ZM131 222H132V220H131ZM139 221L137 222V224L138 223H140ZM213 222H215V221H213ZM228 222V221H227ZM11 223V222H10ZM22 223V222H21ZM30 223V222H29ZM52 223V224H51ZM66 223V222H65ZM113 223L114 224H116L117 226H120V225H124L125 223H127L126 221H124V220H121V221H119V220H114L113 221ZM123 223V224H122ZM134 223V222H133ZM159 223V222H158ZM166 223V222H165ZM203 223V222H202ZM54 224V225H53ZM130 224V223H129ZM135 224H136V222H135ZM136 224V225H137ZM150 224V223H149ZM167 224V223H166ZM165 224V225H166ZM204 224V223H203ZM207 224V223H206ZM210 224V223H209ZM11 224H9V226H10ZM45 225V226H44ZM57 225L55 226V228L57 227ZM68 225V224H67ZM115 225V226H116ZM142 225H143V223H142ZM148 225V224H147ZM161 225V224H160ZM256 225V226H255ZM262 225V224H261ZM2 226V225H1ZM80 226V225H79ZM140 226V225H139ZM163 226V225H162ZM168 226V225H167ZM189 226V225H188ZM206 226H208V225H206ZM210 226V225H209ZM61 225H59V227L58 228H60L61 229ZM64 227V226H63ZM78 227V226H77ZM95 227V226H94ZM141 227V226H140ZM149 227H150V225H149ZM155 227V226H154ZM232 227H234V226H232ZM235 227H236V225H235ZM24 228V227H23ZM30 228V227H29ZM67 228V227H66ZM70 228V227H69ZM119 229H120V227H118ZM126 228V227H125ZM136 228H137V226H136ZM139 228V227H138ZM142 228V227H141ZM230 228V227H229ZM228 228V229H229ZM240 228V227H239ZM63 229V228H62ZM72 229H73V227H72ZM95 229H100V228H96L95 227ZM143 229V228H142ZM148 229V228H147ZM151 229H154V228H151ZM189 229V228H188ZM193 229V228H192ZM198 229V228H197ZM201 227H200V229H198L199 231H201ZM227 229V230H228ZM231 229V228H230ZM156 230V229H155ZM175 230V231H174ZM197 230V231H198ZM209 230V229H208ZM235 230V229H234ZM56 231V230H55ZM58 231V230H57ZM98 231V230H97ZM137 231V230H136ZM158 231H159V229H158ZM196 231V228L195 229H193V230H191V232H189V234H187V236L188 235H190V233L192 234V235H190V237L193 239V237H194V240H197V239H195V237H197L198 236V233L199 232H197ZM16 232V231H15ZM20 232V231H19ZM59 232H60V230H59ZM63 232V231H62ZM106 232V231H105ZM105 232H103V230H102V232H101V234H98V236H100V237H98L97 239L98 240H96V241H93V240H91L93 237H89V235H91V234H88V233H86L85 232V230L84 229H80V230H75V231H73V233L72 232H70V233H72V234H68V235H70V236H72V238H73V240L75 239V240H78V244H80L79 243V241L80 242H82V243H86L87 244V246H86V244H85V247H88V248H90V252H92L93 251V249L91 250V248H94V249H100V248H102V249H104V247L103 246H105L106 245V243H107V241H108V237L107 236H109V235H107V236H105L104 234H106ZM126 232V231H125ZM135 232V231H134ZM138 232H140L139 230H138ZM153 232V231H152ZM197 232V233H196ZM202 232V231H201ZM200 232V233H201ZM57 233V232H56ZM65 233V232H64ZM77 234L76 236H74L73 234ZM102 233H104V234H102ZM111 233H113V232H111ZM137 233V232H136ZM150 233H151V231H150ZM158 233V232H157ZM182 233V232H181ZM199 233V234H200ZM9 234H10V232H9ZM18 234H20V233H18ZM58 234V233H57ZM66 234V233H65ZM93 234V233H92ZM95 234V233H94ZM93 234V235H94ZM97 234V233H96ZM130 234V233H129ZM21 235V234H20ZM51 235H53V236H51ZM59 235V234H58ZM93 235H91V236H93ZM118 235H121V234H119L118 233ZM131 235H133V234H131ZM136 235V234H135ZM140 235V234H139ZM143 235V234H142ZM146 235V234H145ZM151 235V234H150ZM178 235V234H177ZM182 235V234H181ZM184 235H185V233H184ZM197 235V236H196ZM230 235V236H229ZM2 236V235H1ZM15 236V235H14ZM50 236L51 237H53V238H50ZM70 236H68V239L69 238H71ZM86 236H88V238H86ZM95 236V235H94ZM147 236V235H146ZM145 236V237H146ZM46 237V236H45ZM95 237H97V236H95ZM94 237V238H95ZM115 237H116V235H115ZM114 237V238H115ZM125 238V237H127V236H122V238ZM132 237H134V236H132ZM179 237V236H178ZM186 237V236H185ZM201 237V236H200ZM17 238V237H16ZM71 238V239H72ZM91 238V239H90ZM109 238H111V237H109ZM128 238V237H127ZM136 238V237H135ZM198 238V237H197ZM70 239V240H71ZM96 239V238H95ZM116 239H117V237H116ZM132 239V238H131ZM134 239V238H133ZM203 239V238H202ZM45 240V239H44ZM43 240V241H44ZM111 241H112V239H110ZM123 240V239H122ZM126 240H128V239H126ZM138 240V239H137ZM141 240V239H140ZM144 240V239H143ZM150 240V239H149ZM199 240V239H198ZM201 240V239H200ZM222 240V239H221ZM220 240V241H221ZM4 241H5V239H4ZM8 241V240H7ZM69 240H67V242H68ZM116 241V240H115ZM204 241V240H203ZM207 241V240H206ZM218 241V240H217ZM263 241V240H262ZM28 242V244H30ZM45 242V241H44ZM117 242V241H116ZM37 243H36V247H38V245H37ZM43 243V242H42ZM109 243H110V241H109ZM118 243V242H117ZM263 243V242H262ZM27 244V245H28ZM65 244H66V242H65ZM76 245H77V243H75ZM189 244V243H188ZM47 245V244H46ZM49 245V244H48ZM83 245V244H82ZM115 245H117V244H115ZM119 245V244H118ZM200 245H202L203 247H201ZM208 245V244H207ZM264 245V244H263ZM32 246V245H31ZM44 246V245H43ZM74 246V245H73ZM81 246V245H80ZM84 246V245H83ZM107 246H108V244H107ZM122 246V245H121ZM260 246V245H259ZM35 246L33 245V247H31V248H34ZM40 247V246H39ZM42 247V246H41ZM40 247V248H41ZM110 247V246H109ZM112 247H114V246H112ZM119 248V247H118ZM25 249H26V251H25ZM37 249V248H36ZM105 249L107 250V248L105 247ZM105 249L104 250H101V251H104L103 252V254L105 253V254H107L106 252H105ZM38 250V249H37ZM42 250V249H41ZM109 250V249H108ZM226 250V249H225ZM238 251V250H237ZM117 252H118V250H117ZM234 252V251H233ZM38 253H39V251H38ZM100 253V252H99ZM110 253V252H109ZM107 254V255H111V254ZM230 253V252H229ZM239 253H241V252H239ZM34 254V253H33ZM101 254V253H100ZM217 254V253H216ZM215 254V255H216ZM231 254V253H230ZM13 255V259H11L10 261H9V257L10 256H12ZM96 255V254H95ZM97 255H98V253H97ZM114 255V254H113ZM134 255V254H133ZM138 255V254H137ZM141 255H142V253H141ZM104 257L106 256V255H103ZM177 256V257H176ZM37 257V256H36ZM161 257L159 258V259H161ZM210 257V256H209ZM236 257H238V256H236ZM257 257H258V254H257ZM31 258H33L32 256H31ZM35 258V257H34ZM147 258V257H146ZM254 258V257H253ZM261 258V257H260ZM36 259V258H35ZM233 259V258H232ZM30 260V259H29ZM37 260V259H36ZM147 260V259H146ZM234 260V259H233ZM264 260V259H263ZM149 261V260H148ZM149 261V262H150ZM237 261V260H236ZM157 262V261H156ZM155 262V263H156ZM160 263H161V261H159ZM158 262V263H159ZM206 262V261H205ZM205 262L203 263V264H205ZM219 262V261H218ZM228 262V261H227ZM164 263H162V264H164ZM238 264H242V262H237ZM27 264H28V262H27ZM202 264V263H201ZM213 264V263H212ZM223 264H229V263H223ZM231 264H235V263H231Z\"/></svg>","mask_w":264,"mask_h":264}]
</instances>
